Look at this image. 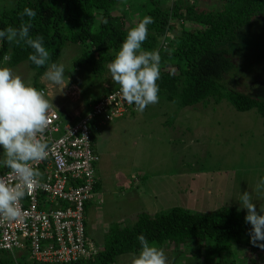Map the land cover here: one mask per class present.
Masks as SVG:
<instances>
[{
  "label": "rangeland",
  "instance_id": "rangeland-1",
  "mask_svg": "<svg viewBox=\"0 0 264 264\" xmlns=\"http://www.w3.org/2000/svg\"><path fill=\"white\" fill-rule=\"evenodd\" d=\"M174 1L163 0V7ZM184 1L190 4L192 0ZM213 2L205 5L219 9L221 4ZM11 3L0 0V9ZM125 7L122 4L128 11ZM119 8L112 14L120 15ZM141 8L138 4L134 11ZM133 12L128 13V30L136 24ZM226 49L233 67L223 79L225 86L264 100V16L255 17L238 30L235 41ZM78 56L74 45L65 44L61 50L56 63L65 66L64 84L56 86L47 81V67L35 81L62 124L68 122L66 114L82 117L93 99L117 86L110 79L107 65L98 79H93L86 68H72ZM0 67L8 66L0 63ZM8 68L25 83H32L33 72L26 63ZM94 147L99 156L95 175L101 189L88 204L85 224L87 237L99 248L111 225L131 227L141 212L153 215L180 207L207 213L235 207L247 214L240 206V195L250 192L264 177L260 117L254 109L237 112L225 100L182 108L160 92L158 103L147 106L143 113L132 112L99 128L94 134ZM254 203L258 214H264L260 212L264 199ZM162 249L171 264H210L202 254L193 257V245ZM133 254L119 255L114 264H130ZM229 259L234 264H264V253L234 247Z\"/></svg>",
  "mask_w": 264,
  "mask_h": 264
},
{
  "label": "trees",
  "instance_id": "trees-1",
  "mask_svg": "<svg viewBox=\"0 0 264 264\" xmlns=\"http://www.w3.org/2000/svg\"><path fill=\"white\" fill-rule=\"evenodd\" d=\"M211 1L220 3V8L208 9L205 4ZM122 4L128 11L122 9ZM138 4L142 10L134 11ZM118 6L121 14L113 15ZM25 7L37 13L30 35L33 38L43 36L44 46L50 52L49 63H56L65 44L74 45L79 56L73 59L72 68H86L93 79L102 77L106 65L126 38L129 11H134L136 24L145 16H151L154 22L148 25V37L142 50L160 51L158 93L182 108L225 100L237 112L254 109L264 133V100L227 87L223 81L233 67L226 47L235 41L238 30L255 17L264 16V0H192L190 4L176 0L164 7L163 0H12L10 6L0 9V30L19 27V13ZM30 52L26 45L0 41V63L8 67L26 63L33 72L30 85L37 88L35 81L47 66L37 68L33 65L28 60ZM5 54L11 56L7 63L3 61ZM104 94L93 99L91 105ZM133 108L136 110L134 104L130 105L128 114ZM91 140L94 141L93 136ZM7 171L0 166V175ZM97 189L98 182L94 187ZM245 216V211L235 207H222L207 213L180 207L153 215L141 212L136 214L131 227L111 225L105 233L101 251L75 264H114L119 255L139 251L137 237L141 234L159 248L193 245L195 258L202 254L210 264H234L229 259L234 247L264 253L250 242L251 225L245 222ZM0 264L42 263L35 262L26 251L14 259L0 252Z\"/></svg>",
  "mask_w": 264,
  "mask_h": 264
},
{
  "label": "clouds",
  "instance_id": "clouds-1",
  "mask_svg": "<svg viewBox=\"0 0 264 264\" xmlns=\"http://www.w3.org/2000/svg\"><path fill=\"white\" fill-rule=\"evenodd\" d=\"M36 15L32 8L25 7L19 13V27L8 26L0 30V41L30 48L28 60L37 68L47 66L44 77L51 84L60 86L64 84L65 66L49 63L50 52L44 46L43 36L33 38L30 35ZM103 22L106 24L107 20ZM153 22L151 16H145L132 27L112 61L107 64L112 83L119 86L118 95L129 105L134 104L135 111L139 113H143L147 106L158 103L160 51L142 50V44L148 37V25ZM10 59L8 54L3 56L5 63ZM52 107L42 90L25 83L10 68L0 67V166L8 169L12 178L0 177V220L23 219L21 201L42 186L43 174L34 165L49 157L44 133L49 127ZM256 199H264V177L250 192L244 191L239 198L241 208L247 210L245 222L251 225L248 233L250 242L264 250V243H258L264 241V214H258L254 203ZM260 212L264 213V209ZM137 239L140 248L132 255L130 264H171L165 251L150 243L143 234Z\"/></svg>",
  "mask_w": 264,
  "mask_h": 264
},
{
  "label": "built area",
  "instance_id": "built-area-1",
  "mask_svg": "<svg viewBox=\"0 0 264 264\" xmlns=\"http://www.w3.org/2000/svg\"><path fill=\"white\" fill-rule=\"evenodd\" d=\"M118 92L119 87L109 90L85 115L66 124L50 109L44 133L49 157L34 165L43 174L42 186L21 201L23 219L0 220V252L14 259L15 253L27 251L37 263L75 264L101 251L87 237L84 224V206L98 192L99 156L91 139L99 128L128 115L130 105ZM0 177L12 179L9 171Z\"/></svg>",
  "mask_w": 264,
  "mask_h": 264
},
{
  "label": "crops",
  "instance_id": "crops-1",
  "mask_svg": "<svg viewBox=\"0 0 264 264\" xmlns=\"http://www.w3.org/2000/svg\"><path fill=\"white\" fill-rule=\"evenodd\" d=\"M66 116H67L66 119H67L68 121H70V122H71V121H75V120L77 119V118H76V119H75V118H72V117L70 116V114H66ZM98 189H101L99 183H98ZM88 204H90V203H88ZM87 210H88V205H87L86 210H85V216H86V214H87V213H86ZM86 218H89V216L87 215Z\"/></svg>",
  "mask_w": 264,
  "mask_h": 264
}]
</instances>
